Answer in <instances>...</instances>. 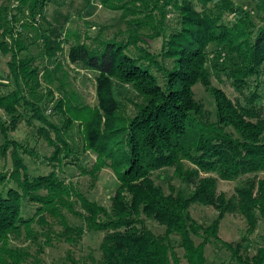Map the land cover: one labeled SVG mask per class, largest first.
<instances>
[{"label":"trees","instance_id":"obj_1","mask_svg":"<svg viewBox=\"0 0 264 264\" xmlns=\"http://www.w3.org/2000/svg\"><path fill=\"white\" fill-rule=\"evenodd\" d=\"M75 2L0 0V158L11 159L0 170V264H48L55 244L68 247L65 264H264V230L253 254L245 240L219 236L226 215L249 234L264 227V0H98L119 17L94 37L85 21L83 32L68 30L81 18ZM90 4L80 0V11ZM62 43L69 64L94 74L92 106L62 87L55 98L47 68ZM21 124L31 131L18 140ZM41 139L49 155L37 151ZM66 169L95 180L109 171L108 204L90 200ZM162 170L187 192L165 188ZM242 178L232 195L217 191L218 180ZM194 204L216 216L198 223ZM86 232L103 234L97 255L83 251Z\"/></svg>","mask_w":264,"mask_h":264},{"label":"rangeland","instance_id":"obj_2","mask_svg":"<svg viewBox=\"0 0 264 264\" xmlns=\"http://www.w3.org/2000/svg\"><path fill=\"white\" fill-rule=\"evenodd\" d=\"M80 0H76L74 4V9L79 10L81 18L78 16L73 19L72 23L68 25V30L71 32H83L84 24L81 22H87L91 27L89 29L90 37H94L100 27L105 26L109 28V32L114 31L115 27L113 26L114 22L117 21L118 13L112 12L104 9L99 4L98 0H91V4L84 10L80 11V6L78 3ZM78 20L80 22H78ZM27 22V19L24 18L18 25L22 28V33L29 37L32 40L33 29H23V24ZM40 23H37L39 26ZM33 28V27H31ZM71 40V39H70ZM159 46V42L155 43ZM63 46V51L58 55L59 60L54 63L53 66H48L47 73L49 75V79L53 83V91L55 92V98H58L60 95V88H64L66 92H68L69 96L75 99V102L80 104H86L92 106L96 103L95 100V89H94V74L88 72L84 69H81L75 65L69 64L66 61L67 54V45L66 43L61 44ZM40 64H45L46 57L40 58L38 60ZM0 73H6L5 59H2L0 63ZM224 91L229 95V97L233 98L235 93L232 91L230 87H223ZM117 93L119 101L125 104V96L127 95L121 87H117ZM198 97H200L205 102L209 103V96L205 94L201 89L196 90ZM46 115L49 121L52 124H56L57 126L62 125V117L56 114H53V111L47 109ZM30 129L25 125L21 124L19 130L13 134L15 138L18 140H22L30 134ZM76 138H79L77 134ZM38 152L49 155L52 152V148H49L45 142L41 139L38 144ZM83 156L80 157V161L84 162L82 159ZM93 161V156H90L87 162ZM40 168V167H39ZM11 169V159L7 157L6 159L0 158V170H10ZM74 174V177L69 179V174ZM64 175L66 179L74 182L79 190L83 192L90 200H95L100 202L101 204H108V194L112 190L113 178L112 174L103 170L99 179H90L89 176L80 175L79 171L73 169H66ZM157 180L167 188L168 184H171L176 189H181L184 192H187L186 186H182L177 180L171 177V172L167 170H162L156 173ZM246 178L239 179L237 181H221L217 182V191L223 192L226 196H230L234 193L235 189L242 186L244 180ZM111 188V189H110ZM191 216L194 220H196L200 224H208L211 220L216 216V212L211 207H204L198 204H194L190 208ZM148 226L151 228L153 232L156 234H162L164 229L155 225L154 223L148 222ZM264 230L263 223L261 221L258 222L256 231L253 234H249L246 231V226L243 220L234 215H226L224 219L220 222L219 225V236L221 239L227 242H238L241 240H245V243L248 247L249 254H253L257 245L260 243V236L262 235ZM102 233H94V232H86L82 239L83 251L88 253L90 250L94 251L96 255L98 254V246L100 240L102 238ZM68 247L64 244H55L53 247L46 249L45 255L43 256L44 260L48 264H65L64 257L66 254V250ZM179 256L181 253L178 252ZM212 252L210 249L206 250V255L209 257V262L212 260ZM227 254L220 252V257H226ZM184 264V261L181 262Z\"/></svg>","mask_w":264,"mask_h":264}]
</instances>
